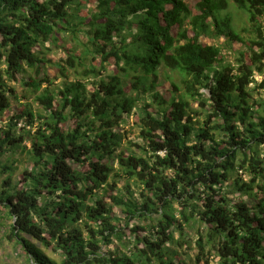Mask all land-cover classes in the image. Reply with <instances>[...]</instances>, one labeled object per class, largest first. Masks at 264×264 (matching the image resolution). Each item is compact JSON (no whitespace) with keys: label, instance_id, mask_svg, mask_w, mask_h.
<instances>
[{"label":"trees","instance_id":"16d2710c","mask_svg":"<svg viewBox=\"0 0 264 264\" xmlns=\"http://www.w3.org/2000/svg\"><path fill=\"white\" fill-rule=\"evenodd\" d=\"M188 2L0 0V157L18 124L30 140L18 181L0 162V227L23 264H188L193 242L195 264H264V0ZM13 82L44 87L37 111Z\"/></svg>","mask_w":264,"mask_h":264},{"label":"rangeland","instance_id":"374dc122","mask_svg":"<svg viewBox=\"0 0 264 264\" xmlns=\"http://www.w3.org/2000/svg\"><path fill=\"white\" fill-rule=\"evenodd\" d=\"M197 0H189V7L192 9L195 4H196ZM229 10H231L232 14H234L235 16V20H234V29L238 30L241 32V34L244 33L242 32V28L244 27V23L246 22V14L243 13L242 11L238 10L237 8L233 7L232 5H229ZM85 13V11H81L80 14L81 16H83ZM264 24V16L262 21ZM188 34L189 36H191V30L188 29ZM201 42H205V39L203 37L200 38ZM68 44L70 45H66V47L74 45L73 43L69 42ZM230 46L232 47V49L230 48H226L224 50H222V53H225L224 55L226 56L227 59L229 60H234L231 57V54L229 52L239 49L240 48V44L239 43H231ZM56 55V59H59V56L61 57V50H58L57 52H55ZM230 54V55H229ZM53 55V52L50 54H47L48 58H51L50 56ZM44 72V71H43ZM43 72H41L39 78H41L43 76ZM47 72L48 74L51 76V79H54L53 77L56 75L55 71L53 69L52 66H49L47 68ZM170 74V72H168ZM104 74V73H103ZM35 74L33 72H31L30 70H27V73L23 75L24 78H29V77H34ZM69 81L72 82L73 80L75 81L76 78L75 76L71 73L69 75ZM173 77L178 80L176 74H173ZM255 79L258 82L262 81V77L261 76H256ZM94 79H90L88 80V82H92ZM98 80V79H97ZM96 80V81H97ZM84 82H87L86 80ZM62 79L58 78L56 80H53V85L51 86V88L53 89H57L59 88L62 84ZM17 92V96H18V101L16 103H14L13 108H24L25 105H30V107L34 110L37 111L38 110V106L37 104L34 102V98L36 96V94L40 93V91L44 88L43 86L41 87V89H39L36 93L33 92L32 88H27L22 86V82H13L11 84ZM92 85L87 84L86 88L88 90H91ZM129 87V82L126 85L125 89L127 91V88ZM168 88L170 89L169 86V82L164 80L163 77L161 76L159 79V85L156 88V90H158L161 94H163L164 97L168 98L169 97V93H168ZM259 94H261V97L264 98V93H263V89H259L258 93L255 94L259 96ZM23 95H27L29 97V99H24L22 96ZM13 115L12 111H8L5 112L1 117H0V128H5V122L7 120V118L11 117ZM135 118L133 116H130L129 121L126 125H123L122 127H120L121 129V133L124 135L123 136V141L121 143V147L120 149L124 148V146L127 145L128 141H133V142H141V140L139 138H137L139 131L138 129L135 127ZM23 123H20L17 125L15 132L16 134L19 136L20 134L23 135L22 137V145L18 146L17 149L14 152H7V154L3 155L0 157V162L1 164L6 163V165H10L12 167H14L16 170H14L13 173V180L18 181L19 179V175L22 172L23 169V162H28L29 161V157L30 155L26 152L22 150V147L24 145H26L27 147L30 146V140L28 139V137L23 134ZM132 150H134L135 152H137L136 147H132ZM122 183H120L121 185ZM247 198V197H244ZM251 202V200H250ZM11 222V220L6 219L4 221V224H9ZM177 236V235H175ZM196 240V237H195ZM194 240V241H195ZM184 249L186 250V248L184 247ZM181 254H184L183 250H180ZM187 253L192 256V258L189 261H186L188 264H195V258H193V256L196 254V249L194 246V242L191 244L190 249L187 250ZM45 254L49 257H51L52 259H56L58 260V257L56 255H54L53 253H51L49 250L48 252H45ZM187 255V254H184ZM183 258L186 259L185 256H183ZM24 263V255L20 249V247L16 246L13 242L10 243V241H8L4 234H3V228L0 227V264H23Z\"/></svg>","mask_w":264,"mask_h":264},{"label":"clouds","instance_id":"9594fccd","mask_svg":"<svg viewBox=\"0 0 264 264\" xmlns=\"http://www.w3.org/2000/svg\"><path fill=\"white\" fill-rule=\"evenodd\" d=\"M197 2H198V0H197ZM197 2H196V3H197ZM188 7H189V3H188ZM194 7H195V6H194ZM194 7H193L192 9H194ZM189 9H191V8L189 7Z\"/></svg>","mask_w":264,"mask_h":264}]
</instances>
